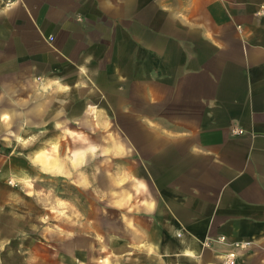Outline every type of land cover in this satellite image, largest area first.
Here are the masks:
<instances>
[{
    "label": "crops",
    "instance_id": "obj_1",
    "mask_svg": "<svg viewBox=\"0 0 264 264\" xmlns=\"http://www.w3.org/2000/svg\"><path fill=\"white\" fill-rule=\"evenodd\" d=\"M51 186L119 264H264V0H0V264L73 263Z\"/></svg>",
    "mask_w": 264,
    "mask_h": 264
},
{
    "label": "rangeland",
    "instance_id": "obj_2",
    "mask_svg": "<svg viewBox=\"0 0 264 264\" xmlns=\"http://www.w3.org/2000/svg\"><path fill=\"white\" fill-rule=\"evenodd\" d=\"M102 137V132L100 133ZM99 133L97 134V136ZM84 140L90 141V142H96V144L100 143L101 145L104 144V141L102 138H97L94 140L91 138L90 140L88 138H85ZM84 143V142H83ZM81 143V145H83ZM115 158L119 159V155L117 156L116 153H112ZM96 163L102 162V156L95 157ZM93 159V158H92ZM93 163V162H92ZM90 166L87 160V155H85V158L81 160V167H80V174L82 177L85 178L87 171L89 170ZM117 175V179L119 177V172H115ZM82 184V183H81ZM38 187L31 188V193L39 194ZM48 189L47 198L48 204L47 207H45L46 204H42L41 211L44 213L47 212V214H39L40 217H43L44 223L47 225L48 232H58V233H66L69 231L67 227H75L76 230H78L79 233V241H80V247L77 249V251H74L73 255V263L72 264H103V257L108 253L109 256H112V263L111 264H119L118 259H114L115 255L111 253L108 247H106V241L104 240L106 237L103 234H99V231L97 229V226H99V222L103 221L102 218L105 214H82L79 213L78 210L74 214L69 213V204L67 203H59L58 208L55 206L54 203L50 202L52 198L55 197L56 189L51 186ZM80 191V198L82 199L86 192H84L83 187H79ZM58 193V192H57ZM60 195V193L58 194ZM44 196L45 190H44ZM62 204V205H61ZM113 206L116 207L118 211L119 204L113 203ZM87 207V204L81 203V211L83 208ZM38 209H40L38 207ZM58 210H61V213H59ZM36 215V214H33ZM118 216V214H113V217ZM96 220L94 221V218ZM118 220V219H117ZM96 225V230H94V226ZM38 225V224H37ZM98 231V232H97ZM95 236L97 240L94 239ZM54 243V242H53ZM247 248V247H246ZM245 249V248H243ZM242 249V250H243ZM226 250L223 252L225 253ZM71 253V252H68ZM107 264H110L109 261H107Z\"/></svg>",
    "mask_w": 264,
    "mask_h": 264
},
{
    "label": "built area",
    "instance_id": "obj_3",
    "mask_svg": "<svg viewBox=\"0 0 264 264\" xmlns=\"http://www.w3.org/2000/svg\"><path fill=\"white\" fill-rule=\"evenodd\" d=\"M5 4L11 3V0H4ZM219 242H224L228 245L225 253L219 255V260L212 264H237L238 253L240 249L246 248L249 243L245 240L228 241L225 236L218 238Z\"/></svg>",
    "mask_w": 264,
    "mask_h": 264
}]
</instances>
